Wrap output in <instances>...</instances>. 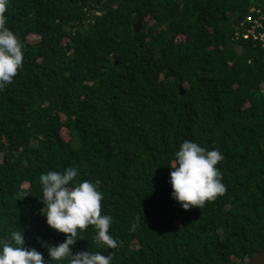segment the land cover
<instances>
[{
  "label": "trees",
  "instance_id": "16d2710c",
  "mask_svg": "<svg viewBox=\"0 0 264 264\" xmlns=\"http://www.w3.org/2000/svg\"><path fill=\"white\" fill-rule=\"evenodd\" d=\"M253 8L264 12V0H8L24 56L0 89V237L21 228L47 259L39 240L65 234L41 213L39 176L72 166L103 193L119 242L97 247L88 226L73 252L245 264L262 251L264 47L234 39ZM184 140L220 149L226 189L187 210L168 183Z\"/></svg>",
  "mask_w": 264,
  "mask_h": 264
},
{
  "label": "clouds",
  "instance_id": "9594fccd",
  "mask_svg": "<svg viewBox=\"0 0 264 264\" xmlns=\"http://www.w3.org/2000/svg\"><path fill=\"white\" fill-rule=\"evenodd\" d=\"M7 7L8 0H0V89L17 75L23 66L24 56L17 34L6 26ZM174 156L175 159L169 166L171 171L168 183L172 189L171 197L183 209L200 208L206 201L225 192L222 172L216 167L224 159L219 148L209 150L195 141L184 140ZM78 176L79 169L72 166L63 172L49 170L39 176L42 187L40 197L43 201L41 213L51 229L65 234L63 241L51 245L37 238L41 246L47 249L45 259L35 247L25 246L21 228L12 230L0 237V264H62L65 259L68 264H111V252L105 255L100 251H72L78 230H84L88 226L94 228L97 247L114 249L119 243L109 232L112 217L101 214L103 193L90 180L77 183Z\"/></svg>",
  "mask_w": 264,
  "mask_h": 264
},
{
  "label": "built area",
  "instance_id": "2783aa9c",
  "mask_svg": "<svg viewBox=\"0 0 264 264\" xmlns=\"http://www.w3.org/2000/svg\"><path fill=\"white\" fill-rule=\"evenodd\" d=\"M255 11L260 14L257 19L251 16ZM246 24L249 26L246 27ZM234 39L236 42L252 40L264 47V12L253 8L246 19L237 26Z\"/></svg>",
  "mask_w": 264,
  "mask_h": 264
},
{
  "label": "water",
  "instance_id": "95a60500",
  "mask_svg": "<svg viewBox=\"0 0 264 264\" xmlns=\"http://www.w3.org/2000/svg\"><path fill=\"white\" fill-rule=\"evenodd\" d=\"M141 27H142V21L138 20L133 25L134 32L135 33L139 32ZM181 94L184 95L183 89H181ZM245 264H264V249L258 252L257 254H255V256L252 259L248 260Z\"/></svg>",
  "mask_w": 264,
  "mask_h": 264
},
{
  "label": "rangeland",
  "instance_id": "374dc122",
  "mask_svg": "<svg viewBox=\"0 0 264 264\" xmlns=\"http://www.w3.org/2000/svg\"><path fill=\"white\" fill-rule=\"evenodd\" d=\"M28 40L30 41V43H36V42H38L39 40H40V38L37 36H30L29 38H28ZM64 137L67 139V135L65 134L64 135Z\"/></svg>",
  "mask_w": 264,
  "mask_h": 264
}]
</instances>
